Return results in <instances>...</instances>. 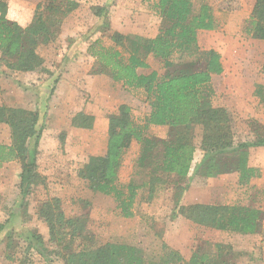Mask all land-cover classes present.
<instances>
[{"label":"trees","instance_id":"trees-1","mask_svg":"<svg viewBox=\"0 0 264 264\" xmlns=\"http://www.w3.org/2000/svg\"><path fill=\"white\" fill-rule=\"evenodd\" d=\"M193 2L155 0L152 5L159 25L154 37L124 34L111 30L104 22L101 30L111 44L105 46L98 37L87 46V54L93 58L89 74L108 76L120 82L124 89H142L150 107L139 123L128 104H119L117 112L108 116L105 152L88 155L76 171L92 192L112 196L116 209L125 218L134 215L139 189H148V201L154 196L156 186L164 184L167 178L178 185L187 181L189 186V181L195 178L206 181L236 172L238 184L247 185L260 174L257 167L248 163V149L264 146V135L255 133L252 140L235 142L229 111L213 104L211 78L223 71L221 56L213 48L201 49L197 35L202 30H216L220 23L209 3L202 0L195 9ZM253 2L243 32L250 38L264 40V0ZM77 5L75 0H43L36 4L31 20L22 25L8 17L7 0H0V66L22 73L44 70L41 48L55 40L62 20ZM93 11L103 15L105 8L94 7ZM148 56L159 60L163 73L158 74L154 69L149 73L137 71L150 67ZM254 95L263 101L264 85L257 84ZM94 120L93 114L77 111L72 114L70 124L90 129ZM1 124L9 130V142H0V167L12 161L19 163L17 199L18 205L25 206L26 196L37 186L46 185V176L38 170L36 160L44 126L38 111L4 104H0ZM152 125L167 126V136L150 135L148 130ZM196 126L201 131L199 146L203 155L193 166ZM132 141L140 145V152L133 176L127 183H121L119 169ZM135 176L141 177L140 182L135 181ZM61 203L60 197L52 196L37 205L35 214L47 226L48 239L45 242L35 230H24L28 242L19 259L21 264L33 262L29 257L31 249L46 257L50 264L54 261L58 264H236L241 255L231 244L223 242L211 245L208 241L199 242L188 259L164 242L157 254L126 243L108 241L94 245L87 229L88 214L68 217ZM176 212L201 226L246 235L261 230L263 216L260 208L238 203L179 204ZM3 226L0 224V230ZM4 242L6 257L15 259L13 250L17 242L11 233L5 234Z\"/></svg>","mask_w":264,"mask_h":264},{"label":"rangeland","instance_id":"rangeland-1","mask_svg":"<svg viewBox=\"0 0 264 264\" xmlns=\"http://www.w3.org/2000/svg\"><path fill=\"white\" fill-rule=\"evenodd\" d=\"M75 1L78 3L77 8L62 20L55 40L40 50L46 71L28 72L29 75L18 80L16 75L10 74L12 71H4L0 66V104L28 109L36 106L40 108L42 105L40 122L44 127L37 147V161L39 167L47 171L46 185L37 186L26 196L23 206L18 205L17 199L19 163L12 161L0 167V224H4L0 230L2 247L5 244V234L11 233L17 242L13 255L19 260L24 255L23 250L28 242L26 231L29 229L42 235L47 242V226L37 218L35 212L40 201L58 196L66 216L88 214L87 229L93 236L94 245L108 241L133 244L146 252L157 254L164 242L178 249L188 259L199 242L208 241L210 245L213 242H223L231 244L235 251L240 252L236 264H264L262 148L254 149L250 161L248 156L249 165L257 167L260 172L259 176L250 179L258 178L255 183L249 181L247 185H239L236 172L218 175L210 182L209 179L203 181L195 178L189 181V186L187 181L178 185L167 178L164 184L156 186L154 196L148 201V189L138 190L133 205L134 215L130 218L119 214L112 196L92 192L85 181L77 176V169L89 154L104 150L105 123H108L111 113L117 112L119 104H129L132 116L139 123H142L148 110V101L142 89L131 93L121 87L120 82L103 74L85 77L83 68L90 66L93 60L87 54V46L98 37L105 46L111 44L109 37L101 30L104 22L109 24L111 30L137 34L131 32L133 26L142 30L145 26H150L156 15L152 12L155 11L152 5L155 0ZM201 1L194 0L195 9ZM204 1L212 6L220 23L216 30H202L197 35L201 49L213 48L221 56L223 71L212 77L217 91L214 101L224 105L229 111L235 142L252 140L255 133L264 135V124L259 122V119H264V102H257V97L252 101L247 98L250 90L257 84L264 85V40L250 38L243 32L254 0ZM40 2L43 0H7L8 17L25 25L31 20L36 4ZM102 6L105 8L103 15H96L94 7ZM62 29L71 34L67 39L72 43L69 55L64 57L61 56L65 45L59 35ZM56 43L59 47L54 49L52 44ZM158 64V68L163 69L159 61ZM67 69L75 71L73 79L63 76ZM62 94L66 96H61ZM52 107L56 111L50 115ZM79 110L96 113L97 125L90 130L71 127L69 119ZM52 121L54 127H47ZM199 128H193V142L196 145L193 166L203 155L199 146ZM148 131L150 135L165 138L168 127L160 126ZM7 133V128L0 126V142H7ZM62 134L63 138L60 137ZM139 149L140 145L133 143L125 151L118 173L121 183H127L133 176ZM134 178L136 182L141 180L139 176ZM184 194H187V202L238 203L258 207L263 211L261 230L256 234L246 235L195 224L176 212ZM87 201L89 203L85 204ZM31 251L29 257L35 259L37 264H50L46 257L33 249ZM39 257L42 260L36 259ZM54 264L58 262L54 261Z\"/></svg>","mask_w":264,"mask_h":264},{"label":"crops","instance_id":"crops-1","mask_svg":"<svg viewBox=\"0 0 264 264\" xmlns=\"http://www.w3.org/2000/svg\"><path fill=\"white\" fill-rule=\"evenodd\" d=\"M21 1H23V0H21ZM153 13H154V15H156V16H153L154 17V21L153 20H151L152 22L149 24L150 26H145L142 30L139 28V27H136V26H133V28H132V31L131 32H133V33H137V34H142V35H144V36H147V37H154L156 34H157V32H158V25H159V20H157L159 17H158V15H157V13L155 12V11H152ZM145 25H147V23L145 24ZM64 30L65 29H62V31H61V33L59 34L60 35V37L62 38V42H63V44L65 45V47H64V52H63V54H62V56L61 57H64V56H66V55H69V53H70V51H71V42L69 41V39H67V37H71V34L70 33H68L66 30H65V32H64ZM120 32L121 33H124V34H127V32H124V31H121L120 30ZM68 35H70V36H68ZM58 43V42H57ZM52 44L53 45V48L55 49H57V46H58V44ZM59 47V46H58ZM53 49V50H54ZM60 54V55H61ZM93 61V60H92ZM158 59L157 58H154L153 56H148V58H147V62H148V64H149V66L150 67H148V68H138L137 69V71L139 72V73H149L151 70H156L157 72H158V74H161V73H163V69H159L158 67H160L159 66V64H158ZM92 63V62H91ZM91 63H90V66H88L87 68H83L84 69V75H85V77H91V76H97V75H92V74H89L88 72H89V68L91 67ZM158 64V65H157ZM1 68L5 71V70H7L4 66H1ZM75 71H73V70H69V69H67V71H66V73H63V76L64 77H66V78H70V79H73V73H74ZM33 73V72H32ZM10 74H12V75H16V79H18V80H22L23 79V77H26L27 75H29V73L28 72H24V73H22V72H12V73H10ZM100 75H102V74H100ZM214 75H212V77H213ZM211 85H212V87H213V89H214V96H213V104L214 105H216V106H223V107H225L224 105H222V104H220V103H216L214 100H215V94L217 93V91H216V88H215V86H214V83H213V78H211ZM120 86L122 87V84L120 83ZM70 87V85H68V88ZM254 89H255V87L254 88H252L251 90H250V92L248 93V95H247V98H248V101H252L253 99H254V97L256 98L257 96H255L254 95ZM136 89H127V91H130L131 93H132V91H135ZM61 96H66V94H62ZM258 98V97H257ZM264 102V100L263 101H260V99L258 98L257 99V102ZM255 103V102H254ZM127 104V103H126ZM129 105V104H128ZM8 106H11V105H8ZM18 107H23V106H18ZM23 108H25V107H23ZM42 108V105H41V107L39 108V106H36V108H34V109H30V110H36V111H38L39 112V114H40V118H41V116L43 115V112H41V109ZM26 109H28V108H26ZM149 110H150V107H149V105H148V110H147V113H146V115L149 113ZM55 111H56V109H55V107L53 108H51L50 109V115L51 114H54L55 113ZM80 111V110H79ZM57 113V112H56ZM85 113H87V112H85ZM88 114H93L94 115V117H95V120H94V124H93V127L92 128H94L96 125H97V115H96V113H93V112H88ZM70 119H71V117H70ZM70 119H69V125L71 126V127H73V128H78V127H74V126H72L71 124H70ZM259 122H261V123H263L264 124V119H259ZM54 125V122L52 121L50 124L48 123V126L47 127H54L53 126ZM0 126H3V127H6L7 128V126H5V125H3V124H1ZM105 139H107V132H106V130H107V122L105 123ZM155 127H160V126H154V125H152V126H150V128H149V130H152V129H155ZM92 128H90V129H92ZM78 129H82V128H78ZM90 129H86V130H90ZM7 130H8V128H7ZM8 133H9V130H8ZM7 133V134H8ZM9 142V134H8V140H7V142H5V143H8ZM135 144V143H137L136 141H132V143L131 144ZM105 147H106V142H105ZM40 148V147H39ZM255 148H262V149H264V146H255V147H250V149H248V156H249V161L251 160V154L253 153V152H255L254 151V149ZM38 149V148H37ZM105 152V148H104V150L101 152V153H92V154H89V155H101V154H103ZM38 154L39 153H37V156H38ZM37 156H36V160H37ZM5 164V163H4ZM37 165H38V170L43 174V175H45L46 176V170H43L41 167H39V164H38V161H37ZM251 165V164H250ZM261 174H263V173H261ZM221 176V175H220ZM262 177H263V175H262ZM212 178H216V177H212ZM212 178H208L209 180V182L211 181V179ZM257 179L258 178H255L254 180H250L252 183H255V181H257ZM259 179H261V178H259ZM262 182V181H261ZM101 194V193H100ZM102 195V194H101ZM105 196H107V195H105ZM186 198H187V194H184L183 195V197H182V200H181V204H189V203H196V202H187L186 201ZM2 243H0V264H21L20 263V260H18V258L17 257H15V259H13V260H9L7 257H6V254H5V250H4V248H5V246H4V248L2 247V245H1ZM36 259H39V260H42L40 257L39 258H36ZM15 260V261H14ZM32 260V259H31ZM33 262L31 263V264H37V262H35L36 260L34 259V260H32Z\"/></svg>","mask_w":264,"mask_h":264}]
</instances>
